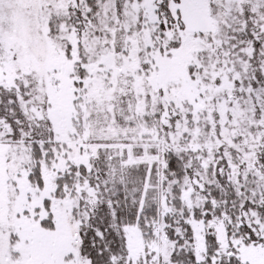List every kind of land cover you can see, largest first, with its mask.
<instances>
[{"label":"snow or ice","instance_id":"snow-or-ice-1","mask_svg":"<svg viewBox=\"0 0 264 264\" xmlns=\"http://www.w3.org/2000/svg\"><path fill=\"white\" fill-rule=\"evenodd\" d=\"M0 264H264V0H0Z\"/></svg>","mask_w":264,"mask_h":264}]
</instances>
